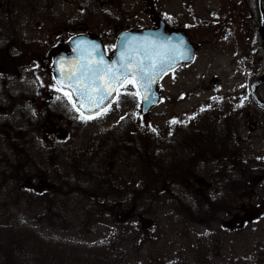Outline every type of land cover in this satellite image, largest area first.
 I'll return each instance as SVG.
<instances>
[{"label": "rangeland", "instance_id": "rangeland-1", "mask_svg": "<svg viewBox=\"0 0 264 264\" xmlns=\"http://www.w3.org/2000/svg\"><path fill=\"white\" fill-rule=\"evenodd\" d=\"M167 1H154L155 11L165 8ZM123 2L130 10L132 0ZM171 3L179 5V18L190 23L186 31L197 47L196 61L175 74L199 78L193 83L180 80L171 90H189L188 99L163 90L164 100L154 110L156 124L161 127L166 115L175 117L183 108L198 105L260 107L249 88L250 79L264 71L256 0H250V12L247 0ZM144 8L146 15L154 16L147 3L137 15L144 17ZM193 14L199 20L192 21ZM148 21L140 18L136 23ZM0 22L3 29L10 27V20ZM199 85L202 89L196 90ZM119 117L105 120L111 123L107 128L112 130ZM101 119L84 121L95 155L85 162L75 158V167L68 166L64 151L48 162L18 161V130L11 128L6 134L0 129V264H264V131L260 135L246 130L250 143L230 147V168L220 171L227 178L215 179L212 190L200 187L194 194L174 183L177 189L168 193L171 186L156 180L153 191L114 193L98 186L94 177L103 171L96 177L99 182L103 176L109 178L119 164L109 159L111 139H103V155L97 151ZM10 122L16 125L15 118ZM158 149L153 159L162 162L166 151L163 145ZM219 158L201 157L200 177L209 183L202 186L212 187L208 171ZM153 174L159 176L160 169Z\"/></svg>", "mask_w": 264, "mask_h": 264}, {"label": "flooded vegetation", "instance_id": "flooded-vegetation-1", "mask_svg": "<svg viewBox=\"0 0 264 264\" xmlns=\"http://www.w3.org/2000/svg\"><path fill=\"white\" fill-rule=\"evenodd\" d=\"M154 1L158 0H132L131 9L127 10L123 0H0V18L10 20L7 29H3L5 27L0 22V116L3 119L0 129L6 134L8 129L18 130V161L48 162L55 158L58 151H64L68 166L75 167V158L85 162L86 158L93 156L95 148H89L87 140L90 132L84 121L102 117L101 127L96 130L100 139L97 151L103 155V139H111V152L107 156L124 166L115 164L118 170H113L109 178L103 176L100 182L96 177L104 173L96 171L98 175L94 177L100 187L114 193H142L153 191L156 180H161L171 186L168 193L173 188L177 189L176 183L182 184L188 192L199 194L197 191L201 188L212 190L215 179L227 178V173L220 171L230 168V147L250 143L246 130L260 131L262 135L264 108L228 106L200 109L198 105L183 108L175 117L166 115L159 127L154 115L159 105L144 110L137 85L125 80L117 89L120 95L116 94L108 107L94 117L82 118V113L73 107L71 93L57 80L60 59L78 48L75 43L78 40L84 41L83 45L80 44L82 48L101 49L111 59L121 33L163 27L168 34L186 35L196 47L186 31L190 23L178 16L179 5L169 0L165 8L155 11ZM247 1L246 8L250 12V0ZM146 3L153 17L146 15V8L143 10L144 17L137 15ZM197 15L191 16L192 21L199 20ZM140 18L149 20L148 24H137ZM183 66L186 65L178 66L158 83L157 89L161 94L159 104L164 100L163 90L171 94L180 80L193 83L195 78H199L176 75ZM253 78L249 81V88ZM200 89L199 85L196 90ZM263 89L264 84L258 91L262 98ZM191 93L183 89L171 95L188 99ZM169 94L167 97H170ZM116 103L118 105L113 106ZM117 114L119 119L112 130L108 129L111 123H105V120H113ZM12 118L16 121L14 127H11ZM162 145L166 154L164 158L160 155L161 162L153 159V154L158 153ZM218 156L225 162L221 163L219 158L220 162L208 171L213 180L212 187L202 186L209 183L206 180L202 182L200 177L201 157L216 161ZM115 166L111 163L110 168L115 169ZM157 169L161 171L159 176L153 174ZM196 177L198 181L194 182ZM122 219H125L124 215Z\"/></svg>", "mask_w": 264, "mask_h": 264}, {"label": "water", "instance_id": "water-1", "mask_svg": "<svg viewBox=\"0 0 264 264\" xmlns=\"http://www.w3.org/2000/svg\"><path fill=\"white\" fill-rule=\"evenodd\" d=\"M258 12H259V25L258 30L264 46V6L263 0H257ZM129 41L128 44H124V41ZM76 45H79L77 42ZM81 46V45H80ZM130 56L135 59L144 60V56L147 53L151 58L152 62L157 64L155 82L151 86L145 89L139 82L137 85L142 94V106L144 110H148L151 107L156 106L160 100V94L156 89L158 82L168 73L171 69H174L181 64H191L195 58V47L189 41L186 35L181 33H166L163 27L154 29H143L139 31L124 32L118 38V45L116 55L112 60H108L104 52L99 50L87 49L76 47L74 53L68 57L60 59V63L57 67V79L61 85L71 91L75 106L85 116H92L98 114L103 108H105L115 97L118 83L115 80L112 81L111 86L106 91H112V95L100 103L99 107H96L95 101L99 100L101 92L98 90L99 86L106 84L110 75L114 74L119 76L123 69L121 68V55ZM103 60L98 67L100 73L107 74L101 75L98 80L93 84L91 81H84L83 83L91 84V94L93 101H89L86 97L81 98L78 93L74 90L75 87L79 86L76 77L80 75L78 68L80 65H93L97 61ZM163 62V68L165 71H159V66ZM148 60H144V64L147 65ZM73 80L69 81V75H73ZM130 77V76H129ZM264 83V71L257 76L251 83L250 93L254 101L264 107V101L258 97L257 90ZM72 84L73 87H69ZM115 89V90H113ZM147 97V99H145ZM83 103V107H81ZM89 109H91L89 111Z\"/></svg>", "mask_w": 264, "mask_h": 264}, {"label": "snow or ice", "instance_id": "snow-or-ice-1", "mask_svg": "<svg viewBox=\"0 0 264 264\" xmlns=\"http://www.w3.org/2000/svg\"><path fill=\"white\" fill-rule=\"evenodd\" d=\"M129 41L125 40L124 44H128ZM79 47V45H78ZM144 60H148L149 63L147 65L144 64ZM144 60L135 59L133 57H126L121 55V68L123 71L119 76H116L114 74L110 75L109 81L99 86V91L101 92V95L99 97V100L95 101L96 107H99L100 103L103 102L104 99H106L108 96L112 95V91H106L111 86V83L113 80L116 81L118 84H123L125 80L128 81V83H132L134 86L139 82L145 89L149 88L152 83L155 82V74L157 69V64L155 62H152V58L146 53L144 56ZM103 63V60L97 61L95 63V66L93 65H80L78 68V71L80 75L76 77V80L78 81L79 86L75 87L74 90L78 93V95L81 98H87L89 101H93V96L91 94V84L89 83H83L84 81H91L93 84L96 80L100 78L101 75L107 74V70H105V73H100L98 71L99 65ZM159 71H165L163 68V62H161L159 66ZM129 76L132 77V79H128ZM74 78L73 75H69L68 80L71 81ZM69 87H73L72 84H69ZM115 90V89H113ZM119 92H117V96H119ZM132 95H137V93H133ZM147 99V97H145ZM75 107V104L73 105ZM81 107H83V103H81ZM91 109H89L90 111ZM83 118V114H82ZM175 123V121H173Z\"/></svg>", "mask_w": 264, "mask_h": 264}]
</instances>
